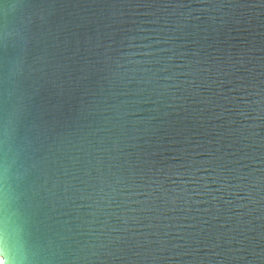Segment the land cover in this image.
Wrapping results in <instances>:
<instances>
[{
    "label": "water",
    "instance_id": "obj_1",
    "mask_svg": "<svg viewBox=\"0 0 264 264\" xmlns=\"http://www.w3.org/2000/svg\"><path fill=\"white\" fill-rule=\"evenodd\" d=\"M5 10L39 229L85 264H264V0Z\"/></svg>",
    "mask_w": 264,
    "mask_h": 264
},
{
    "label": "clouds",
    "instance_id": "obj_2",
    "mask_svg": "<svg viewBox=\"0 0 264 264\" xmlns=\"http://www.w3.org/2000/svg\"><path fill=\"white\" fill-rule=\"evenodd\" d=\"M30 38L27 28L17 24L6 10L0 12V52L4 53L0 60V105L3 106L0 111V264H85L90 257L82 254L83 249L71 250L62 237L37 226L34 212L37 191L31 182V156L21 134L20 111L13 98L16 87L13 77L16 81L22 78L25 59L22 55H9L17 50L25 52ZM153 54L137 51L125 54L122 59L139 64L140 61L130 57ZM12 66L14 72L10 71Z\"/></svg>",
    "mask_w": 264,
    "mask_h": 264
}]
</instances>
